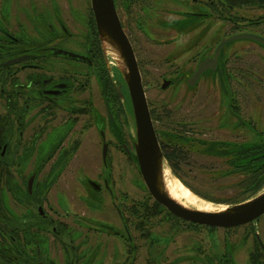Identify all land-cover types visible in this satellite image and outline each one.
I'll use <instances>...</instances> for the list:
<instances>
[{"label": "flooded vegetation", "instance_id": "af4514ba", "mask_svg": "<svg viewBox=\"0 0 264 264\" xmlns=\"http://www.w3.org/2000/svg\"><path fill=\"white\" fill-rule=\"evenodd\" d=\"M66 1L70 4L69 10L75 9L73 22L76 19L85 22L84 31L73 41H77L76 48L70 47L73 35L69 22L54 0L49 8L41 4L40 10L33 0H0V264H134L135 233L144 243L147 239L150 249L162 243V249L157 248L164 256L168 243L173 241V236L169 235L172 233L163 231L164 235H156L148 229L160 224H170L176 235L184 227L191 230L190 241L187 246L178 247L174 264H182V261L187 264H241L228 238L224 236L221 242L214 238L217 230L227 233L235 228L198 225L171 215L149 196L138 169L143 190L136 188L132 181L113 180L114 153L123 154L127 168L133 171L136 162L133 140L124 139L118 125L123 106L104 60L90 4L86 17L85 0H78L76 6L71 5V0ZM113 2L131 46L128 21L136 5L144 17L137 16V27L145 26V38L151 43L169 46L163 55L158 54L165 68L160 88L163 82H169L166 88L184 87L183 92L188 89L187 99L191 100L199 96L198 92H203L202 96L207 94L210 101L216 99V109L221 111L204 117L207 123L199 120L202 114H196V126L202 124L203 129L207 125L204 129L213 135L211 140L201 138L204 134L199 135L197 129L192 138L174 135L167 140L158 138L175 175L188 154L180 142L200 144L202 147L197 149L200 155L222 158L226 167L222 169L224 173L241 175L239 172L257 167L258 159L246 163V157H258L262 162L264 135L259 129H250L257 134L248 129L252 136L255 135L253 139L227 140L231 117L238 127L247 128L249 122L240 118L235 104L230 86L229 54L224 50L226 45L220 50L215 67L211 65L214 69L206 65L193 86L188 80L201 62L213 57L222 38L242 32L247 25L258 27L260 22L264 23V14L250 20L237 10H264V4L234 5L228 0ZM216 14L232 24L229 33L213 41ZM57 50L74 53L78 58L55 54ZM93 80L105 121L101 122L95 110L92 112L96 115L94 126L100 143L101 168L91 180L87 173L81 172L83 165L79 154L88 130L86 114L97 108L94 99L82 96L90 94L88 84ZM204 81L207 87L197 90L202 89L199 84ZM149 111L152 119V109ZM211 120L215 122L212 126ZM173 138L179 142L172 143ZM103 144L107 154L105 165ZM173 151L180 152V159L173 158ZM71 163L76 164L78 173L72 185L66 179ZM240 163L243 168L236 169L234 165ZM251 223L242 225L251 227L252 233L249 246L244 250L247 258L243 264H264V240ZM199 229L205 231L208 243L205 251L197 239ZM212 238L215 241L210 242ZM245 240L246 237L242 238ZM215 243L223 247L221 252L217 251ZM192 250L202 256L185 253Z\"/></svg>", "mask_w": 264, "mask_h": 264}, {"label": "rangeland", "instance_id": "374dc122", "mask_svg": "<svg viewBox=\"0 0 264 264\" xmlns=\"http://www.w3.org/2000/svg\"><path fill=\"white\" fill-rule=\"evenodd\" d=\"M33 1L39 10L41 9L42 5H46L49 8L50 4L53 3V0L52 3L51 0ZM71 1V5L76 6L78 0ZM85 1L86 12L84 14L87 17V12L89 10V0ZM54 4L61 8V10L63 11L62 13L64 19L69 22V31L73 35L70 38L72 42L70 43V47L76 48L75 45L77 41L74 43L73 41L78 39L79 33H82L84 31L85 22L77 19L76 22H73V17L76 16L74 11L75 9L71 10V8L69 10L70 4H67L66 0H54ZM237 12L241 15L243 14L247 18H250V20H256L260 15L264 14V10H259L256 8H242L240 10H237ZM141 14V8H139V5H136L134 8H132L131 13L129 14L128 29L130 33L128 34L131 37V43L135 53V57L138 65L140 66L139 71L141 72L140 74L142 78V85L148 107L149 109H152V124L158 138L167 140L170 139V136L172 135L192 138L195 134V130L197 129L199 135L204 134L201 138L209 140L213 139V135L210 132H206L207 130L204 129L207 128V125H204L205 127L203 126L204 128L202 129V124H199V126L197 127V124L194 120L197 119L196 114H205V116L203 117L201 115V118L199 120H201L203 123H207L208 121H204V117L211 116L216 111H219L220 113L221 111L216 109V107L218 106L216 99L214 101H210L207 94L203 97V92H198L199 96L191 100L187 99V95L190 96L189 90L187 89L185 92H183L184 87L175 88L170 86L166 88V90H162L160 88V77L165 73V68L164 62L160 60L158 54L163 55L166 51H168L169 46L154 44L151 43L150 40H147V38H145V26H142L140 23H138L142 27H137L136 23V18H138L137 16ZM141 16L143 17V15ZM231 24V22H226L223 19L218 18L216 14L214 16L213 41H216V39L221 37L222 34L229 33L231 31ZM241 31L257 34L264 37V23L263 21L260 22L258 27H256L255 25H247L245 28H242ZM135 36H137L139 39H136ZM255 44L256 43L254 42L241 40L232 42L226 45L224 48L225 52L228 51L227 53L229 54V69L231 73L230 86L234 94V100L238 108L237 110L239 111V116L243 121L249 122V127L247 126V128L244 126L238 127L234 124V119L232 117L230 118V136L229 138H227V140L233 142H241L253 139L255 135L252 136V133H257L250 130L251 128H255L256 130L259 129L262 132V135H264V49ZM206 84L207 83H205V81L200 82L199 86L201 85L202 89L198 88L197 90H204L207 87ZM215 84L214 86H216ZM209 85H211L210 82ZM209 87V89L211 90L212 86ZM88 88L90 94L83 93L82 96L86 99H94L97 108H92V111L86 114V126L88 130L86 132V137L82 145L79 157L80 162L83 165L81 172L87 173L89 176L88 178L93 180L95 174L99 173L100 171L99 167L101 164V160L100 143L97 136V131L94 126L96 115L92 112H94L95 110L97 116H101V122L105 121V113L100 98L97 95L98 91L94 80L92 81V83L88 84ZM214 95H216V93ZM209 97H211V94L209 95ZM209 124L212 126L213 124H215V122L211 120ZM118 125L121 128L123 138L127 140L129 139V141L132 142L134 134L132 121L131 118L127 116L123 108L119 114ZM248 129L252 133L249 132ZM174 142L176 143L179 141L178 139L173 138L172 143ZM180 144H183V148L188 150L187 160L185 163L180 165V170L177 175L179 177L174 175L172 170L168 168L166 173L168 175L167 180H174L178 183H181L183 187L185 186V188L188 189L190 194H192L194 200L197 202L196 206H198V208L208 211H217L226 207L227 203L242 200L247 196L243 195L244 193L239 188V183L241 182L243 175H239L237 173L231 174V172H222V169L226 168L223 164L222 158H213L206 155H200L199 151H197L198 148L202 147L200 144L199 146H196V144L194 143L193 145H189L188 143L184 144V142H180ZM113 157L115 158V161L113 163V180L126 182L132 181L135 183L136 188L141 187V190H143L144 188L143 185L140 184L136 162H134V168L133 171H131V168H127L125 156L123 154L114 153ZM77 163L80 164L79 162ZM76 169V164L71 163L69 169L66 171V179L68 180V182H73V177H77L78 173L76 172ZM76 179L77 178H75V180ZM72 184L73 183H71V185ZM195 192L207 199L197 195ZM147 195L148 194L146 193V197ZM136 196H141V194H136ZM186 206L195 208L190 205ZM156 220L157 219H152L151 221ZM251 224L254 228V231L258 232L264 240V215H262L256 222H252ZM249 228L251 227L242 226L239 228H235L232 231H228L227 233L223 230H217L216 233H214V238L216 240L218 239V242H221V239H223L224 236L228 238V240L233 245L234 251H236V260L241 264L245 263L247 258L245 255V251L250 243V235H252V233L249 231ZM148 229H151V233H154L156 235H164V232H171L172 234L169 235L171 236V238L173 236V241L168 243L165 249L164 256H161L160 253L162 251L158 250L157 247L162 249V243L159 242L156 244V246L151 247L150 249L149 247H147V239L146 243H144L142 239L138 238V234L135 233V237L137 239L135 245L137 246V250L135 252L134 264H154V262L158 261H160L161 264H174V261L179 253L178 247L181 245L187 246L190 241V237L192 236V234L189 233L191 232V230L186 229L185 227L182 228V232L176 235L175 231H173L175 229H173L170 224L150 226ZM176 232H178V230ZM197 234V239L201 244V249H204L205 251L207 249L206 246L208 245L204 236L205 231L203 229H199L197 230ZM244 237H246V240L242 241V238ZM211 240L214 239L212 238L209 241L211 242ZM216 243V246H218L217 244H220ZM222 249L223 247H221L220 245L218 246L217 251L221 252ZM185 253L191 255H194L195 253L196 255L194 256H202L201 253L198 254L193 250L185 251ZM191 259L189 261L193 262V260ZM182 262L187 264V261Z\"/></svg>", "mask_w": 264, "mask_h": 264}, {"label": "water", "instance_id": "95a60500", "mask_svg": "<svg viewBox=\"0 0 264 264\" xmlns=\"http://www.w3.org/2000/svg\"><path fill=\"white\" fill-rule=\"evenodd\" d=\"M89 4L105 63L112 75L123 109L132 121L136 166L149 196L171 215L198 225L227 229L257 221L264 215V185L250 198L239 203L227 204L226 207L217 211L191 208L169 195L166 173L170 167L163 156L153 127L137 60L126 31L121 25L114 2L113 0H89ZM241 40L251 41L264 47V37L253 33L240 32L222 38L215 47L213 57L199 64L198 69L188 80L189 85L193 86L197 82L206 65L215 67L222 47ZM54 53L78 58L74 53L62 50ZM168 84L169 82H163L161 89H165ZM106 155V145L103 144L104 165Z\"/></svg>", "mask_w": 264, "mask_h": 264}, {"label": "trees", "instance_id": "16d2710c", "mask_svg": "<svg viewBox=\"0 0 264 264\" xmlns=\"http://www.w3.org/2000/svg\"><path fill=\"white\" fill-rule=\"evenodd\" d=\"M230 4H234V5H242V4H264V0H228ZM247 149H250L249 147H247ZM238 154V153H237ZM173 158H179L180 159V152L179 151H173L172 154ZM239 155V154H238ZM236 156L237 158L239 156ZM163 156L168 164V156L163 153ZM248 162H252L254 163V161L256 159L259 160V163L257 162L258 166L253 169H247L244 171L239 172L241 175H243L241 182L239 183V188L242 190V192L244 193L243 195H247L245 198H243L242 200H237L234 202H229L227 204H235V203H239L242 202L248 198H250L251 196H253L254 194H256L264 185V156L262 157V162H260V158H251L250 156L246 157ZM234 167L237 168H243L242 163L240 164H235ZM171 169V168H170ZM172 170V169H171ZM172 172L174 173V171L172 170ZM175 175V173H174ZM199 196L203 197L202 195L198 194ZM205 198V197H203ZM207 199V198H205ZM1 253V252H0ZM1 256V254H0Z\"/></svg>", "mask_w": 264, "mask_h": 264}, {"label": "bare ground", "instance_id": "6f19581e", "mask_svg": "<svg viewBox=\"0 0 264 264\" xmlns=\"http://www.w3.org/2000/svg\"><path fill=\"white\" fill-rule=\"evenodd\" d=\"M166 175H165V177H166ZM166 184H167V189H168L169 195L173 199L181 202L184 205H190L192 207H195L198 210L208 211V210H205V209L198 208V206H196L197 202L192 197V194H190L188 189H186L185 186L183 187L181 185V183H178V182H176L174 180L173 181L167 180ZM206 208H207V206H206Z\"/></svg>", "mask_w": 264, "mask_h": 264}]
</instances>
